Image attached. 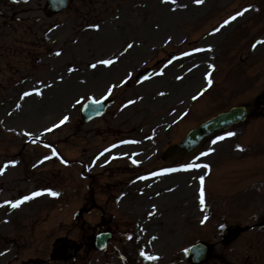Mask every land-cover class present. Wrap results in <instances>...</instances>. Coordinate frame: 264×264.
<instances>
[{
	"label": "rangeland",
	"instance_id": "1",
	"mask_svg": "<svg viewBox=\"0 0 264 264\" xmlns=\"http://www.w3.org/2000/svg\"><path fill=\"white\" fill-rule=\"evenodd\" d=\"M239 12L244 14L233 24L231 17ZM37 16L43 18L39 25L44 29L47 22H53V55L42 56L47 47L40 44L36 49L34 43L27 55L21 54L13 33L0 35L2 42L12 43L8 50L0 49V158L15 163L0 178V205H4L0 214H14L0 233L16 231L17 221L36 209L49 207L55 215L58 207H63L72 218L89 195L90 203L100 206L104 218H112L104 224L114 226L116 238L126 242L124 249L119 243L117 247L125 252L130 245H139L133 235L136 225L139 228L142 223H155L150 205L161 201L168 208L186 206L195 188L199 194L200 178L195 184L199 176L194 177L187 193L180 189L183 180L159 186L140 182L143 173L167 165L159 159L166 144L217 110L241 101L250 105L264 90V43H258L264 41V0H203L201 4L195 0H74L69 9L53 18L43 17L41 11ZM225 21L230 22L221 28ZM129 44L133 45L131 49H127ZM31 51L36 54L31 55ZM169 52L184 57L169 60ZM112 55L119 62L111 69L91 67L98 59ZM159 60L166 63L165 76L158 90L152 87L148 92L152 96L146 99H181L179 103L170 104L165 99L153 105V100L139 99L148 88L121 82L142 65L160 68ZM108 70L111 75L104 73ZM156 76L151 74V78ZM182 81L190 86L181 91ZM109 88L113 89L110 107L101 117L83 121L82 103L102 93L109 95ZM170 90L181 93L166 97ZM26 92L30 95L25 96ZM65 116L69 119L55 127ZM50 128L53 130L47 131ZM228 133H234L232 142L229 140L223 155L200 177H204L206 195L229 193L233 197L229 202L225 196L212 204L197 205L213 212L211 221L203 222L207 226L224 217L227 224L257 225L241 233L231 249L236 251L241 246L246 251L250 247L255 253V258L251 257H263L264 264V227H258V223L264 224V119L250 117L224 134ZM30 138H36V142L25 143ZM122 140H130L132 145L121 143L118 149L105 152ZM135 182L143 184L142 188L130 189ZM260 182L261 190L257 186ZM34 192L44 194L16 209L6 203ZM48 192L57 193V198L52 200ZM154 195L160 196L153 199ZM124 203L126 206L121 207ZM119 208L127 211L119 213ZM94 212L86 216L90 223L96 222L93 218L99 219L98 211ZM34 216L27 219L28 224ZM67 216L60 221L69 222ZM202 229L200 236L211 234ZM34 234L39 235L35 241L39 240L44 249L47 241L42 234ZM7 242L0 241V252L9 250ZM166 249H170L169 244ZM33 250L17 246L11 254L2 255L0 264L2 258L4 262L12 255L21 258ZM13 259L10 264H19V259ZM108 261L104 256L103 264Z\"/></svg>",
	"mask_w": 264,
	"mask_h": 264
},
{
	"label": "flooded vegetation",
	"instance_id": "2",
	"mask_svg": "<svg viewBox=\"0 0 264 264\" xmlns=\"http://www.w3.org/2000/svg\"><path fill=\"white\" fill-rule=\"evenodd\" d=\"M29 0H13V3H8L7 1H5V5L4 7H8V8H24V7H32L31 4H28ZM33 3L36 4V6H38L39 1L38 0H32ZM5 12H7V10H4ZM16 13H12V15L10 16L11 19H13V17L15 16ZM17 22H20V20L17 18L16 19ZM154 232H158L159 236L162 235L165 231L163 229H155L153 230ZM81 238H77V237H72L69 233V230H64L61 231L59 235H56L53 237L52 241L50 242V245L48 247V255L51 259L53 260H60L63 263H72V264H87L88 259H90L91 257L89 256L90 254V249L88 248V242L85 236L82 237L83 234H80ZM162 241V239H158V236H155V239H153V241H151L150 243H152L153 246V251L157 254L155 255V257H157L158 259L156 260H149V259H145L144 257L141 258L139 256L137 257H133V263L136 264H195L192 259L191 256H186L183 255V257H181L180 255H176L173 257H167L164 258L162 256H158V254H162L163 251L161 250L159 243ZM116 242V240L112 241V244ZM181 242V239L179 238L178 243ZM147 243V244H150ZM158 246V247H157ZM106 252L109 250L108 248L105 249ZM112 250V249H111ZM142 250V249H141ZM150 247L147 246L146 247V253H150ZM212 249H210V253L207 259V263L208 264H213L210 262V259H213V255H211L212 253ZM111 254H113V250L110 252ZM146 256V255H145ZM101 258L100 256H97V260H99ZM228 259H226L225 257L223 258L224 260V264H253V262L251 260L248 259V257H241V256H235V257H227ZM30 261H32L31 258ZM258 262H255V264H257Z\"/></svg>",
	"mask_w": 264,
	"mask_h": 264
},
{
	"label": "snow or ice",
	"instance_id": "3",
	"mask_svg": "<svg viewBox=\"0 0 264 264\" xmlns=\"http://www.w3.org/2000/svg\"><path fill=\"white\" fill-rule=\"evenodd\" d=\"M163 2H165V3H169V2H175V0H163ZM195 2L197 3V4H201V3H203V0H195ZM246 11H248L247 9H245L244 10V12H246ZM244 12H239V13H237L236 15H233L232 17H231V20H235V19H237V16H241V15H243L244 14ZM230 21H225V23L223 24V25H221L220 27L222 28V27H224L225 25H227L228 23H229ZM220 29L219 28H217L216 29V31H219ZM258 43H264V41H260V42H258ZM133 47V45L132 44H129L128 46H127V49H131ZM127 49H125V51H127ZM208 51H211V49H208ZM56 55H60V53H57ZM100 63H102L103 65H105V66H109V65H112L113 63H114V61H112V60H102V61H100ZM92 68H95L96 67V65L95 64H93L92 66H91ZM71 71V70H70ZM206 79H207V77H206ZM208 84L209 85H211V80L209 79L208 80ZM112 88H109V90H108V93H109V95L112 93ZM37 95H39L40 93L39 92H37L36 93ZM25 96H28V95H30V93H25L24 94ZM161 95H163V93H161ZM196 97H193V99H195ZM100 101H94V103H99ZM130 103H134V101H130ZM69 118L67 117V116H65L61 121H60V123L59 124H57V125H55V127H60L61 125H63L67 120H68ZM53 129H48L47 131H49V132H51ZM26 135H27V133H26ZM232 135H234V133H228V136L230 137V136H232ZM223 139H225V137H218V140H223ZM215 143H217V141H213V144H215ZM46 147H47V145H46ZM54 155H55V152L53 153ZM210 153H202V155H209ZM101 155H103V153H101ZM197 159H199V158H197ZM61 163H65V161H63V160H61ZM133 163H135V161H133ZM12 166H15L14 164L12 165ZM7 167H9V165L8 164H5L3 167H0V175H2L3 174V172L7 169ZM193 167H203V168H208V165L207 164H203V165H193V164H190V165H188V166H186L184 169H169L168 171L169 172H175V171H179V170H184V171H188V170H191ZM162 173H156L155 175H161ZM142 179H144V177H142ZM200 183H201V188H200V191H199V202H200V205L201 206H203L204 205V203H205V199H204V197H205V192H204V188H203V184H204V177L203 176H201L200 177ZM44 193H41V192H34V193H32L31 195H27V196H24L22 199H19V200H17V201H15V202H6L7 204H8V206L10 207V208H12V209H16V208H18V207H20V205H22V204H24L25 202H27V201H29V200H32L33 198H35V197H37V196H40V195H43ZM48 195H50V196H56L57 195V193H54V192H48L47 193ZM4 205H0V207H3ZM7 221H5V223H6ZM153 239H155V237L153 238ZM141 256H144V253L143 252H141ZM144 258L145 259H149V260H156V259H158L157 257H155V256H144Z\"/></svg>",
	"mask_w": 264,
	"mask_h": 264
},
{
	"label": "water",
	"instance_id": "4",
	"mask_svg": "<svg viewBox=\"0 0 264 264\" xmlns=\"http://www.w3.org/2000/svg\"><path fill=\"white\" fill-rule=\"evenodd\" d=\"M62 2L64 0H58L56 3L59 4V8L62 6ZM101 109H97L94 115L97 113H100ZM244 108H233L230 111L226 113H222L217 115L216 117L212 118L211 120L207 121L205 124H203L199 129L193 131L188 137L187 141L185 143H182V145L186 148L187 151L191 150L193 148V145L197 143L199 138H203L204 136L210 134L214 131L215 128H220L222 126L228 125L236 120H240L244 117ZM180 150H175L172 147V150L169 151V154H181ZM102 241L105 239H101Z\"/></svg>",
	"mask_w": 264,
	"mask_h": 264
},
{
	"label": "bare ground",
	"instance_id": "5",
	"mask_svg": "<svg viewBox=\"0 0 264 264\" xmlns=\"http://www.w3.org/2000/svg\"><path fill=\"white\" fill-rule=\"evenodd\" d=\"M237 21V19H235L234 21H233V24H234V22H236ZM194 74V73H193ZM197 74V73H196ZM198 75V74H197ZM193 76V75H192ZM194 77V76H193ZM158 83H161V79H157V80H155L154 81V85H158ZM187 86H190L189 84H186L185 83V81H182L181 82V91H182V89L183 88H186ZM180 90H175V91H173L171 94H170V98H172L173 96H175L176 94H178V93H180L181 92ZM169 101H172L173 99H168ZM178 176H179V174H177Z\"/></svg>",
	"mask_w": 264,
	"mask_h": 264
}]
</instances>
